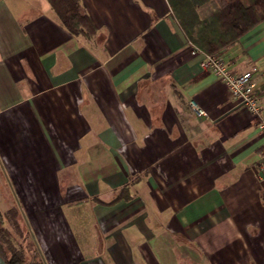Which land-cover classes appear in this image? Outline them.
Masks as SVG:
<instances>
[{
  "label": "crops",
  "instance_id": "0c3cea01",
  "mask_svg": "<svg viewBox=\"0 0 264 264\" xmlns=\"http://www.w3.org/2000/svg\"><path fill=\"white\" fill-rule=\"evenodd\" d=\"M80 1L89 40L48 0H0L2 217L50 264H264L253 115L169 0ZM219 54L264 86V20Z\"/></svg>",
  "mask_w": 264,
  "mask_h": 264
},
{
  "label": "trees",
  "instance_id": "16d2710c",
  "mask_svg": "<svg viewBox=\"0 0 264 264\" xmlns=\"http://www.w3.org/2000/svg\"><path fill=\"white\" fill-rule=\"evenodd\" d=\"M63 25L74 35L92 38L96 28L81 5L80 0H48ZM212 0H169L173 13L195 46L207 53H220L235 44L247 30L264 20V0H214L217 8L200 16L198 7ZM1 215V214H0ZM6 230L0 227V255L8 264H37L19 254L6 238Z\"/></svg>",
  "mask_w": 264,
  "mask_h": 264
},
{
  "label": "built area",
  "instance_id": "2783aa9c",
  "mask_svg": "<svg viewBox=\"0 0 264 264\" xmlns=\"http://www.w3.org/2000/svg\"><path fill=\"white\" fill-rule=\"evenodd\" d=\"M191 53L200 57L199 65L203 70L215 74L223 81L237 103L253 115L256 127L264 131V86L260 85L262 77L257 66L252 65L245 71L233 72L219 53H207L195 45H192ZM190 106L198 115L205 114L193 102H190ZM255 169L258 177L264 180V155L257 161Z\"/></svg>",
  "mask_w": 264,
  "mask_h": 264
},
{
  "label": "rangeland",
  "instance_id": "374dc122",
  "mask_svg": "<svg viewBox=\"0 0 264 264\" xmlns=\"http://www.w3.org/2000/svg\"><path fill=\"white\" fill-rule=\"evenodd\" d=\"M1 214V212H0ZM12 214L15 215V212ZM2 217V214L0 215V227H3L6 232V238L9 240L11 246L21 255L26 257L27 262L33 261L37 264H50L46 261V259L42 256L43 254L40 252L38 247V242L35 238L27 234V232H16L14 231L15 228L12 226V216L9 215V219ZM6 219V220H5ZM14 222L17 224H21V220H19L18 215L16 217H13ZM19 224V225H20ZM20 229V228H19ZM0 244L2 248L6 249L8 248V244L5 243L3 240H1L0 236Z\"/></svg>",
  "mask_w": 264,
  "mask_h": 264
},
{
  "label": "water",
  "instance_id": "95a60500",
  "mask_svg": "<svg viewBox=\"0 0 264 264\" xmlns=\"http://www.w3.org/2000/svg\"><path fill=\"white\" fill-rule=\"evenodd\" d=\"M0 264H8L3 257L0 255Z\"/></svg>",
  "mask_w": 264,
  "mask_h": 264
}]
</instances>
